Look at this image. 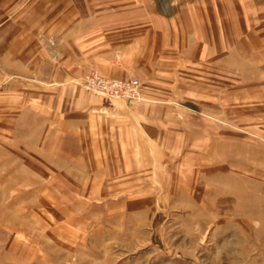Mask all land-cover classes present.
Wrapping results in <instances>:
<instances>
[{
	"label": "crops",
	"instance_id": "1",
	"mask_svg": "<svg viewBox=\"0 0 264 264\" xmlns=\"http://www.w3.org/2000/svg\"><path fill=\"white\" fill-rule=\"evenodd\" d=\"M263 20L264 0H0V132H41L54 178H145L211 129L212 92L226 112L228 81L236 121L264 124ZM90 69L142 98L106 102L77 83Z\"/></svg>",
	"mask_w": 264,
	"mask_h": 264
},
{
	"label": "rangeland",
	"instance_id": "2",
	"mask_svg": "<svg viewBox=\"0 0 264 264\" xmlns=\"http://www.w3.org/2000/svg\"><path fill=\"white\" fill-rule=\"evenodd\" d=\"M227 92L204 136L125 184L51 177L62 163L42 161L41 132H0V264H264V124L236 121Z\"/></svg>",
	"mask_w": 264,
	"mask_h": 264
},
{
	"label": "built area",
	"instance_id": "3",
	"mask_svg": "<svg viewBox=\"0 0 264 264\" xmlns=\"http://www.w3.org/2000/svg\"><path fill=\"white\" fill-rule=\"evenodd\" d=\"M82 85L104 98H118L129 104L141 99L138 79H111L92 71L85 76Z\"/></svg>",
	"mask_w": 264,
	"mask_h": 264
},
{
	"label": "bare ground",
	"instance_id": "4",
	"mask_svg": "<svg viewBox=\"0 0 264 264\" xmlns=\"http://www.w3.org/2000/svg\"><path fill=\"white\" fill-rule=\"evenodd\" d=\"M203 15V14H202ZM221 16V15H220ZM239 29V28H238ZM219 30V29H218ZM207 31V30H206ZM212 33V32H211ZM208 34V33H207ZM212 40V39H211ZM218 50V49H217ZM183 146V145H182ZM201 156V155H200ZM203 157V156H201ZM204 158V157H203ZM198 170V169H197ZM200 172V171H199ZM198 175V174H197ZM184 176V175H183ZM200 177V176H199ZM198 178V177H197ZM196 180V179H195Z\"/></svg>",
	"mask_w": 264,
	"mask_h": 264
}]
</instances>
